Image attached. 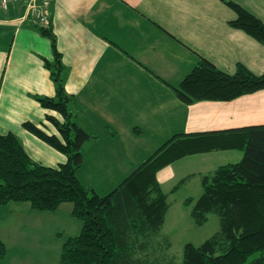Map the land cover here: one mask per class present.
<instances>
[{"label": "crops", "instance_id": "0c3cea01", "mask_svg": "<svg viewBox=\"0 0 264 264\" xmlns=\"http://www.w3.org/2000/svg\"><path fill=\"white\" fill-rule=\"evenodd\" d=\"M44 1L74 122L94 137L83 148L88 172L78 179L84 185L111 191L175 135L264 125V89L191 104L173 90L201 58L229 75L237 65L264 74V46L230 26L235 13L224 3L238 4L264 24V0H37ZM25 2L0 11V134H15L32 160L53 167L65 157L22 126L58 135L46 117L61 120L34 99L54 96L43 65L52 54L25 16ZM241 157L239 150L187 155L156 177L169 169L179 179L175 185L193 179L201 185L203 176Z\"/></svg>", "mask_w": 264, "mask_h": 264}, {"label": "trees", "instance_id": "16d2710c", "mask_svg": "<svg viewBox=\"0 0 264 264\" xmlns=\"http://www.w3.org/2000/svg\"><path fill=\"white\" fill-rule=\"evenodd\" d=\"M224 3L235 13L230 26L264 46L262 21L236 3ZM34 26L50 43L52 59H43V65L54 86V96L34 99L61 120L46 117L58 135L46 134L29 122L22 126L65 161L53 167L43 165L28 156L15 134H0V205L26 203L34 211L54 212L71 204L70 214L81 221V230L61 244L59 264H177L168 254L169 239L160 233L168 204L157 172L187 155L239 150L238 162L203 176L201 194L183 201L196 226L215 214L219 230L198 246L186 243L180 264H264V125L175 135L108 194L99 195L77 176L84 145L94 137L74 122L51 18L47 26ZM262 89L264 74L254 75L237 65L229 75L202 58L173 88L185 104L230 101ZM6 252L0 240V261Z\"/></svg>", "mask_w": 264, "mask_h": 264}, {"label": "rangeland", "instance_id": "374dc122", "mask_svg": "<svg viewBox=\"0 0 264 264\" xmlns=\"http://www.w3.org/2000/svg\"><path fill=\"white\" fill-rule=\"evenodd\" d=\"M77 172L78 177L84 179L87 165H82ZM157 177L167 195L168 204L160 233L170 241L168 254L180 264L183 246L186 243L200 245L219 230V221L215 214H209L202 226H196L189 216L190 207L183 205L185 199H196L201 194L199 180L185 182L175 192L169 193L178 182V177L171 178L169 169L163 170ZM94 184L99 195L110 192L105 189L107 187ZM69 209V203L55 212L34 211L26 203L0 205V240L7 251L0 264H59L61 244L81 230V221L73 217Z\"/></svg>", "mask_w": 264, "mask_h": 264}, {"label": "built area", "instance_id": "2783aa9c", "mask_svg": "<svg viewBox=\"0 0 264 264\" xmlns=\"http://www.w3.org/2000/svg\"><path fill=\"white\" fill-rule=\"evenodd\" d=\"M16 0H0V11L6 10L9 3ZM25 16L31 19L32 23L37 27H43L49 25L50 13L48 8V2L44 1L38 3L37 0H26Z\"/></svg>", "mask_w": 264, "mask_h": 264}]
</instances>
